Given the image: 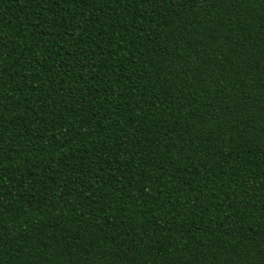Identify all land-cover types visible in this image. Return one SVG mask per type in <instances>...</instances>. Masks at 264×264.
Segmentation results:
<instances>
[{
  "label": "trees",
  "instance_id": "1",
  "mask_svg": "<svg viewBox=\"0 0 264 264\" xmlns=\"http://www.w3.org/2000/svg\"><path fill=\"white\" fill-rule=\"evenodd\" d=\"M0 264H264V0H0Z\"/></svg>",
  "mask_w": 264,
  "mask_h": 264
}]
</instances>
